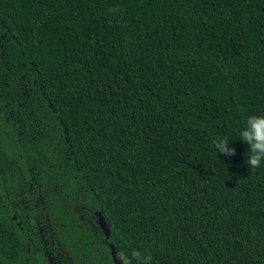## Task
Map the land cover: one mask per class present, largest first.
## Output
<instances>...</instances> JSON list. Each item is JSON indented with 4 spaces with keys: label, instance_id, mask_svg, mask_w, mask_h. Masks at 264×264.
I'll list each match as a JSON object with an SVG mask.
<instances>
[{
    "label": "trees",
    "instance_id": "obj_1",
    "mask_svg": "<svg viewBox=\"0 0 264 264\" xmlns=\"http://www.w3.org/2000/svg\"><path fill=\"white\" fill-rule=\"evenodd\" d=\"M260 112L264 0H0V264H264Z\"/></svg>",
    "mask_w": 264,
    "mask_h": 264
},
{
    "label": "clouds",
    "instance_id": "obj_2",
    "mask_svg": "<svg viewBox=\"0 0 264 264\" xmlns=\"http://www.w3.org/2000/svg\"><path fill=\"white\" fill-rule=\"evenodd\" d=\"M233 138L239 139L247 145L245 163L250 170L264 167V112L248 114L235 137L217 138L214 141L217 155L220 153L225 156L234 154L235 149L229 147V141ZM131 256L138 261V264H147L150 260V257L142 256L141 252L136 249L131 251Z\"/></svg>",
    "mask_w": 264,
    "mask_h": 264
},
{
    "label": "water",
    "instance_id": "obj_3",
    "mask_svg": "<svg viewBox=\"0 0 264 264\" xmlns=\"http://www.w3.org/2000/svg\"><path fill=\"white\" fill-rule=\"evenodd\" d=\"M97 215L99 216L98 222L104 232V234L106 235L107 238L110 237L111 235V229L110 226L108 225L105 217L103 216V214L100 211H97ZM114 261L116 264H124V262L116 257H114Z\"/></svg>",
    "mask_w": 264,
    "mask_h": 264
}]
</instances>
